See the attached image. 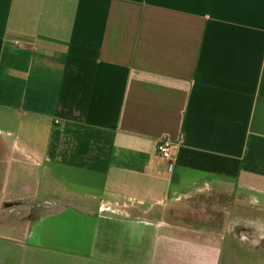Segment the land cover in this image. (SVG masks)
Segmentation results:
<instances>
[{
  "label": "crops",
  "instance_id": "crops-1",
  "mask_svg": "<svg viewBox=\"0 0 264 264\" xmlns=\"http://www.w3.org/2000/svg\"><path fill=\"white\" fill-rule=\"evenodd\" d=\"M205 198L256 219L175 218ZM0 232V264H264V0H0Z\"/></svg>",
  "mask_w": 264,
  "mask_h": 264
},
{
  "label": "rangeland",
  "instance_id": "rangeland-1",
  "mask_svg": "<svg viewBox=\"0 0 264 264\" xmlns=\"http://www.w3.org/2000/svg\"><path fill=\"white\" fill-rule=\"evenodd\" d=\"M224 204H227V206H223ZM241 204L242 203L237 204L234 200L229 204V200L205 198L197 202V204H193L191 206L192 208L179 210L177 214H175V218L192 225L204 226V224H212L214 226L218 225V227L222 226V223L225 222L227 218L228 221L232 220L231 222L233 223L255 220L257 210ZM4 215H6L5 211L3 212V216ZM11 216L10 223L12 224L13 216L14 219L17 220L18 217L16 215Z\"/></svg>",
  "mask_w": 264,
  "mask_h": 264
},
{
  "label": "built area",
  "instance_id": "built-area-1",
  "mask_svg": "<svg viewBox=\"0 0 264 264\" xmlns=\"http://www.w3.org/2000/svg\"><path fill=\"white\" fill-rule=\"evenodd\" d=\"M16 44H19V42L16 41ZM173 147L174 145L170 141H168L167 139H161L158 142L157 152L169 160L173 155Z\"/></svg>",
  "mask_w": 264,
  "mask_h": 264
}]
</instances>
